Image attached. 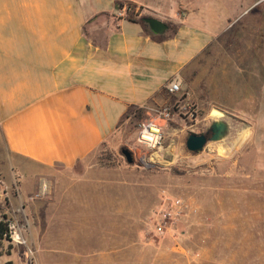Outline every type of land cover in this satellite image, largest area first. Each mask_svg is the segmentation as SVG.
<instances>
[{"label": "crops", "instance_id": "0c3cea01", "mask_svg": "<svg viewBox=\"0 0 264 264\" xmlns=\"http://www.w3.org/2000/svg\"><path fill=\"white\" fill-rule=\"evenodd\" d=\"M124 1L0 0V210L7 218L26 223L25 237L36 252L37 264L42 253L48 255L53 249L85 250L92 241L106 245V235L85 240V204H102L106 209L107 202L105 196L85 191L106 182L103 169L94 168L90 174L89 168L85 174V161L120 137L123 126L136 120V110H142L145 119L148 108L167 106L176 99L188 101L185 95L200 102L208 96L210 105L231 110L220 112L242 124L237 132L238 155L226 172L233 206L228 218L238 223L231 228L228 250L233 255L227 259L242 248L258 250L259 244L264 245V204L262 212H256L260 204L245 207L243 197H264V175L260 176L264 135L259 116L245 110L255 103L246 96L248 67L244 61L231 63L217 50L219 37L228 34L255 3L205 0L210 12L206 21L202 11L207 8L182 16L179 8L169 6L170 2L181 6L184 0L131 1L144 11L167 10L166 19L147 15L167 25L163 34L155 35L142 20L145 17L117 15ZM207 48L208 90L201 86L206 80L200 72ZM190 74L193 88L188 93ZM174 76L183 84L178 95L166 90ZM179 117L174 114L171 120ZM44 184L49 194L37 197ZM110 198V202L115 199ZM74 204L82 205L81 211L74 210ZM254 217L262 220L257 222L260 226L251 225ZM66 227L72 231H61Z\"/></svg>", "mask_w": 264, "mask_h": 264}, {"label": "rangeland", "instance_id": "374dc122", "mask_svg": "<svg viewBox=\"0 0 264 264\" xmlns=\"http://www.w3.org/2000/svg\"><path fill=\"white\" fill-rule=\"evenodd\" d=\"M131 1L133 0L120 3L129 8L127 17L130 19L157 14L166 19L167 10L144 11L141 7L136 8ZM249 1L255 5L239 17L240 22L233 25L228 34L219 37L217 50L223 52L231 63L244 61L248 67L249 89L246 96L255 103L245 110L259 116L258 125H261L260 132L264 135V0ZM180 2L181 6L171 2L169 6L172 10L179 8L182 16L207 8L202 12L203 19L208 21L210 12L208 4H204L207 1ZM209 50L207 48L200 65V72L206 80L201 86L206 90L209 84ZM220 60L222 59L217 58V61ZM192 83L193 74H190L186 84L188 93L193 88ZM223 86L222 83L220 87ZM185 97L198 108L197 120L190 121L181 116L170 120L164 127L160 146L150 149L137 143L138 126L144 120L142 118L123 126L120 137L101 146L85 161V174L89 168L90 174L94 172V168L103 169L106 179L102 186L85 188V191L107 198L106 209L102 204L100 207L98 204H85V221L88 223L85 225V240L86 237L93 238L97 234L104 239L103 235H106V245L104 242L92 241L85 245V250L80 247L53 249L48 255L42 253L40 264H264V245L260 244L258 250L248 251L242 248L240 252H235V257L227 259L233 255V251L228 250L232 246L231 228L238 223L228 218L233 206L230 202L232 193L229 196L227 193L226 172L229 168L232 170L231 161L238 155L240 136L237 132L242 124L220 112L232 113L231 110L210 105L208 96H203L206 100L202 99L201 102L192 96ZM215 120H224L229 124L227 136L218 142H207L199 153L189 152L185 147L188 135L206 134ZM122 148L132 153V164L125 161L121 154ZM262 168L261 177L264 175V152ZM246 170L245 173L249 176L250 170ZM43 186L46 188L45 195H48V185ZM230 191L232 192V183ZM249 191L250 187L247 186V192ZM164 195L181 198L185 209L182 217L169 224L164 234L156 235L152 230V213L158 208ZM113 196L115 199L110 202V197ZM243 198L245 207L259 203L256 212H262L264 197L255 199L247 194ZM243 198L238 197V200ZM80 208L82 205L74 204V210L81 211ZM0 214H3V210H0ZM95 214H100L105 219L97 220ZM256 217L250 220L251 225L260 226L261 223L257 222L262 220ZM67 230L72 231L68 227L61 231L65 233ZM73 231H77V228L74 227ZM79 233L82 234V231L79 230ZM22 253L23 248L6 240L0 247V264L7 261L22 264ZM35 253L34 251L33 263L37 264Z\"/></svg>", "mask_w": 264, "mask_h": 264}, {"label": "built area", "instance_id": "2783aa9c", "mask_svg": "<svg viewBox=\"0 0 264 264\" xmlns=\"http://www.w3.org/2000/svg\"><path fill=\"white\" fill-rule=\"evenodd\" d=\"M129 8L120 5L117 15L127 17ZM182 81L178 76H174L166 85V90L171 95H178L182 90ZM148 117L138 126L137 143L145 148L154 149L161 145L163 130L165 125L172 119L174 114L184 117L190 121H196L198 112L194 104L187 100L176 99L172 104L163 107H154L147 109ZM3 187V180L0 172V189ZM46 188L43 186L37 197L44 196ZM1 208L3 205L0 204ZM184 203L181 198L163 196L158 208L152 213V230L156 235H162L166 232L169 224L178 221L184 214ZM1 220V214H0ZM7 222V240L18 248H23L22 264H34V251L28 245L25 237L27 229L26 223L17 217L6 218Z\"/></svg>", "mask_w": 264, "mask_h": 264}, {"label": "water", "instance_id": "95a60500", "mask_svg": "<svg viewBox=\"0 0 264 264\" xmlns=\"http://www.w3.org/2000/svg\"><path fill=\"white\" fill-rule=\"evenodd\" d=\"M144 23L149 27L150 31L155 35H161L167 30V25L155 18L146 17L143 18ZM224 114V113H223ZM229 131V124L224 120H215L211 123L209 129V136L206 134H194L191 133L188 135L185 147L189 152L199 153L203 150L207 142H218L223 140ZM121 154L124 156L125 161L128 164L133 163L132 153L126 149H121Z\"/></svg>", "mask_w": 264, "mask_h": 264}, {"label": "trees", "instance_id": "16d2710c", "mask_svg": "<svg viewBox=\"0 0 264 264\" xmlns=\"http://www.w3.org/2000/svg\"><path fill=\"white\" fill-rule=\"evenodd\" d=\"M147 17H150V16H147ZM127 18H129V17H127ZM134 113H135L136 120H141L143 118V111L142 110H136ZM6 218H7V216L5 214H1V220H0V247H1V244L4 241L7 240V238H6V233H7ZM0 256H1V254H0ZM5 264H13V263H12V261H7Z\"/></svg>", "mask_w": 264, "mask_h": 264}, {"label": "flooded vegetation", "instance_id": "af4514ba", "mask_svg": "<svg viewBox=\"0 0 264 264\" xmlns=\"http://www.w3.org/2000/svg\"><path fill=\"white\" fill-rule=\"evenodd\" d=\"M206 135H207V137H208L209 133L207 132Z\"/></svg>", "mask_w": 264, "mask_h": 264}]
</instances>
